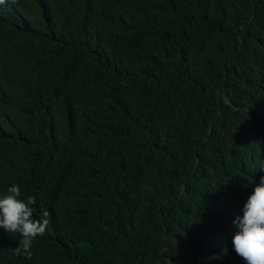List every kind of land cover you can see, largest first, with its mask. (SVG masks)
I'll return each instance as SVG.
<instances>
[{"label":"trees","instance_id":"1","mask_svg":"<svg viewBox=\"0 0 264 264\" xmlns=\"http://www.w3.org/2000/svg\"><path fill=\"white\" fill-rule=\"evenodd\" d=\"M262 158L264 0L0 4V196L49 213L0 264H246Z\"/></svg>","mask_w":264,"mask_h":264},{"label":"clouds","instance_id":"2","mask_svg":"<svg viewBox=\"0 0 264 264\" xmlns=\"http://www.w3.org/2000/svg\"><path fill=\"white\" fill-rule=\"evenodd\" d=\"M6 0H0V4ZM13 3L16 0H12ZM260 171L264 172V158L258 160ZM21 188L12 185L7 194L0 196V228L7 233H19L15 248L17 256L22 253L31 258V247L38 235H43L48 226L49 213L42 212V219L34 218L36 204L34 197L21 199ZM235 234L232 237L234 249L246 264H264V176L255 184L254 191L243 206V214L234 220Z\"/></svg>","mask_w":264,"mask_h":264}]
</instances>
